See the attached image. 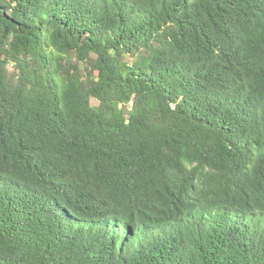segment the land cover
Here are the masks:
<instances>
[{
	"label": "trees",
	"instance_id": "obj_1",
	"mask_svg": "<svg viewBox=\"0 0 264 264\" xmlns=\"http://www.w3.org/2000/svg\"><path fill=\"white\" fill-rule=\"evenodd\" d=\"M0 264H264V0H0Z\"/></svg>",
	"mask_w": 264,
	"mask_h": 264
},
{
	"label": "rangeland",
	"instance_id": "obj_2",
	"mask_svg": "<svg viewBox=\"0 0 264 264\" xmlns=\"http://www.w3.org/2000/svg\"><path fill=\"white\" fill-rule=\"evenodd\" d=\"M93 105L94 106H98V101L97 100H93Z\"/></svg>",
	"mask_w": 264,
	"mask_h": 264
}]
</instances>
